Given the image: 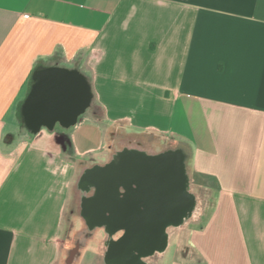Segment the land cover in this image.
I'll return each mask as SVG.
<instances>
[{
  "label": "crops",
  "instance_id": "crops-1",
  "mask_svg": "<svg viewBox=\"0 0 264 264\" xmlns=\"http://www.w3.org/2000/svg\"><path fill=\"white\" fill-rule=\"evenodd\" d=\"M37 70L85 90L71 122L27 126ZM121 133L187 145L214 196L163 264H264V0H0V264H62L78 163Z\"/></svg>",
  "mask_w": 264,
  "mask_h": 264
},
{
  "label": "flooded vegetation",
  "instance_id": "flooded-vegetation-1",
  "mask_svg": "<svg viewBox=\"0 0 264 264\" xmlns=\"http://www.w3.org/2000/svg\"><path fill=\"white\" fill-rule=\"evenodd\" d=\"M141 155L150 163L160 157L141 151H122L114 154L104 166L91 169L107 168L111 172L107 186L99 177L91 184L84 211L88 207L90 214L86 217L89 223L94 222L92 226L100 229L107 226L106 230L112 234L106 258L113 264H149L170 246L171 234L166 241L165 225L187 216L190 199L186 193L178 199L173 185L167 182L171 180L168 174H164V184L159 182L161 176L156 171L145 173L142 178L147 183H143L141 168L128 177L115 176L125 160L141 166Z\"/></svg>",
  "mask_w": 264,
  "mask_h": 264
},
{
  "label": "rangeland",
  "instance_id": "rangeland-1",
  "mask_svg": "<svg viewBox=\"0 0 264 264\" xmlns=\"http://www.w3.org/2000/svg\"><path fill=\"white\" fill-rule=\"evenodd\" d=\"M111 144H113V147L110 149L109 146H111ZM105 149L106 150H103V152H101V154L93 161L82 160L78 163L77 175L73 182L72 196L67 212L65 236L66 250L62 264H67L69 260H72L73 254H76L78 251L80 259L83 258L85 261L91 260L92 264H113L106 258L113 236L110 231L106 230L107 226L100 229V227L92 226L88 222L84 211V203L90 198L91 186L85 190L82 188L81 184L89 170L93 169L95 166H104L107 161H109L108 159L118 152L141 151L143 153L161 156L168 152L181 151L186 157V176L192 187L194 198L197 199L198 213H202L206 209L208 203L214 198L211 190L205 186L193 183L187 162L189 149L184 143L174 142V140H166L163 143H159L157 142V138L153 136L148 139L141 135L121 133L118 135L114 143L107 138ZM184 225L185 224L177 227V229ZM173 234L170 243H174L177 238L176 230ZM164 251L159 252L157 257H155L149 264H163L162 262L164 261V258H161L159 255H162ZM86 252L89 253L86 255Z\"/></svg>",
  "mask_w": 264,
  "mask_h": 264
},
{
  "label": "water",
  "instance_id": "water-1",
  "mask_svg": "<svg viewBox=\"0 0 264 264\" xmlns=\"http://www.w3.org/2000/svg\"><path fill=\"white\" fill-rule=\"evenodd\" d=\"M38 78L39 84L26 106V117L29 125L32 128H37L40 125L49 126L57 121L63 124L71 122L76 117L77 111L86 102L85 90L75 78L67 74L51 71L38 74ZM185 161L186 157L181 151L165 153L157 158L154 163H150L145 159V156L141 155V166L125 160L114 174L115 176L124 175L123 177H128V175L137 173L141 168V180L143 183H147L142 176L147 172L156 171L161 176V181H159L161 184L166 182L164 174H168L171 180L167 182L173 185L174 194L179 199L182 194L186 193L182 183L183 176L186 175ZM110 175L109 169L99 168L92 175L91 181L94 183L96 177H99L101 183L107 186ZM89 214L87 207L85 215L88 217Z\"/></svg>",
  "mask_w": 264,
  "mask_h": 264
},
{
  "label": "bare ground",
  "instance_id": "bare-ground-1",
  "mask_svg": "<svg viewBox=\"0 0 264 264\" xmlns=\"http://www.w3.org/2000/svg\"><path fill=\"white\" fill-rule=\"evenodd\" d=\"M95 171L96 170H89L86 173V175L84 177V181L81 184L82 188H84L85 190H87L91 186V184H92L91 177H92V175L94 174ZM182 183H183V188H184L186 194L188 195V197L190 199L187 216H186V218H184L182 220L179 219L176 223L165 225L164 234H165L166 241H168L171 232L175 228H177V227H179V226H181L183 224H186L189 221V219L195 217L198 214V212H199L198 211L199 209L197 208V203H196L197 199L194 198V194L192 192V187H191L190 182L188 181L186 175L183 176ZM93 223L94 222H90V224H93Z\"/></svg>",
  "mask_w": 264,
  "mask_h": 264
},
{
  "label": "trees",
  "instance_id": "trees-1",
  "mask_svg": "<svg viewBox=\"0 0 264 264\" xmlns=\"http://www.w3.org/2000/svg\"><path fill=\"white\" fill-rule=\"evenodd\" d=\"M38 74H39V71H38V70L35 71L34 76H33V78L35 79V81H36V78H38ZM34 89H35V87H34ZM33 93H34V90H33L32 93L29 95V97L27 98V100L25 101V104H24L23 116H24V120H25L27 126L29 125V123H28V120H27V117H26V106H27L28 102L30 101V99H31V97H32V95H33ZM29 126H30V125H29Z\"/></svg>",
  "mask_w": 264,
  "mask_h": 264
}]
</instances>
